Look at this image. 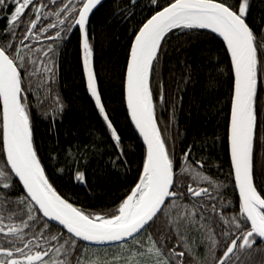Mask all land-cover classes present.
Masks as SVG:
<instances>
[{
    "label": "snow or ice",
    "instance_id": "obj_1",
    "mask_svg": "<svg viewBox=\"0 0 264 264\" xmlns=\"http://www.w3.org/2000/svg\"><path fill=\"white\" fill-rule=\"evenodd\" d=\"M103 2L0 0V21H6L0 27V264H264V185L257 183L258 176L264 181V161L256 168L264 148V12L252 15L253 4L264 0H148L151 15L131 29L124 79L127 115L144 145L137 182L114 207L92 211L50 181L33 115L40 109L53 126L62 120L65 105L49 93L60 47L73 32L87 91L112 141L107 147L115 149L107 163L113 170L129 164L95 70L90 20ZM139 3L118 4L114 18L130 20ZM202 30L221 38L230 58L227 140L235 207L211 175L210 158L197 155L200 142L184 148L181 141L178 151L180 134L166 135L157 114L167 102L163 83L154 91L153 81L170 38L190 41ZM218 79L209 74L207 87ZM175 118L173 106L169 124ZM89 136L88 144L66 148L57 141L49 156L83 185L91 160L104 153V138Z\"/></svg>",
    "mask_w": 264,
    "mask_h": 264
},
{
    "label": "trees",
    "instance_id": "obj_2",
    "mask_svg": "<svg viewBox=\"0 0 264 264\" xmlns=\"http://www.w3.org/2000/svg\"><path fill=\"white\" fill-rule=\"evenodd\" d=\"M118 4L124 7L128 0H104L91 17L90 31L95 37L94 63L103 102L126 146L128 166L113 170L107 163L108 157L115 155V149L107 147L112 141L107 137L104 124L85 89L78 33H73L71 39L60 47L57 76L49 93L50 99L58 93L65 105L62 120L53 126L40 109L34 110L33 115L34 140L50 181L70 202L92 211L108 209L120 202L138 180L144 153L126 115L123 82L133 38L131 29L151 15V5L148 0H140L135 15L130 20H122L113 15ZM262 12L264 5L254 3L253 17ZM167 47L168 56L158 68L157 80L153 81L154 91L157 81L163 83L167 102L157 108L161 128L163 130L167 126L166 135L180 134L176 141L178 151H182L181 141L184 148L193 140L200 142L201 150L197 155L210 158L211 175L226 186V199L235 202L233 179L229 175L227 130L231 80L230 58L225 53V45L215 34L202 30L194 34L190 41L183 35L179 38L172 36ZM178 61H184L191 67L185 68ZM209 74L219 77L211 89L207 87ZM189 76L190 80L185 83ZM173 106L176 118L169 124ZM261 119L264 120V117ZM261 130L264 131V127ZM89 132L104 138L101 145L104 153L91 160L88 184L83 185L76 183L68 173L58 171L56 162L51 161L49 156L56 151L54 146L57 141L60 148L77 143L88 144L92 139ZM261 161H264V148L257 152V171ZM257 183L264 185L259 176Z\"/></svg>",
    "mask_w": 264,
    "mask_h": 264
},
{
    "label": "water",
    "instance_id": "obj_3",
    "mask_svg": "<svg viewBox=\"0 0 264 264\" xmlns=\"http://www.w3.org/2000/svg\"><path fill=\"white\" fill-rule=\"evenodd\" d=\"M80 53H81V48H80ZM81 62H82V53H81ZM82 69H83V68H82ZM125 71H126V70H125ZM83 77H84L85 89H86V92L88 93L87 88H86V77H85L84 72H83ZM124 79H125V76H124ZM88 94H89V93H88ZM89 96H90V95H89ZM123 97H124V106H125L126 115H127L126 100H125V92H124V82H123ZM90 98H91V97H90ZM91 100H92V98H91ZM92 101H93V100H92ZM93 103H94V102H93ZM127 118H128L129 124H130V126H131L133 132L135 133L136 137L139 139V141H140V143H141V145H142V147H143V149H144V145H143V142H142V138L139 137L138 132H137V131L135 130V128H134V125L131 124V122H130V118L128 117V115H127ZM228 149H229V146H228ZM229 160H230V155H229ZM233 183H234V181H233ZM236 195H237V197H238V193H237V192H236ZM104 247H105V246H96V245H91V246H90V248H104Z\"/></svg>",
    "mask_w": 264,
    "mask_h": 264
},
{
    "label": "flooded vegetation",
    "instance_id": "obj_4",
    "mask_svg": "<svg viewBox=\"0 0 264 264\" xmlns=\"http://www.w3.org/2000/svg\"><path fill=\"white\" fill-rule=\"evenodd\" d=\"M4 23H6V21H0V27H3V24H4ZM73 33H76V32H73ZM66 43H67V41H65V42L61 45V47H63ZM3 167H4L3 162H0V168H3ZM233 195L236 197L235 190H234V192H233ZM236 198H237V197H236ZM233 207H235V202H233ZM258 259H260V258H258Z\"/></svg>",
    "mask_w": 264,
    "mask_h": 264
},
{
    "label": "bare ground",
    "instance_id": "obj_5",
    "mask_svg": "<svg viewBox=\"0 0 264 264\" xmlns=\"http://www.w3.org/2000/svg\"><path fill=\"white\" fill-rule=\"evenodd\" d=\"M229 165H230V160H229ZM235 194H236V192H235ZM236 197H237V195H236Z\"/></svg>",
    "mask_w": 264,
    "mask_h": 264
}]
</instances>
